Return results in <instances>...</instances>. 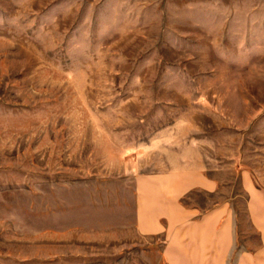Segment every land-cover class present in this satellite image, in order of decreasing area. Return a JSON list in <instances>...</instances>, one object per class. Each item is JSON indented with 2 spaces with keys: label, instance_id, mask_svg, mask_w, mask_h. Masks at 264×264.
<instances>
[{
  "label": "rangeland",
  "instance_id": "obj_1",
  "mask_svg": "<svg viewBox=\"0 0 264 264\" xmlns=\"http://www.w3.org/2000/svg\"><path fill=\"white\" fill-rule=\"evenodd\" d=\"M193 153L254 247L264 0H0V264H164L134 183Z\"/></svg>",
  "mask_w": 264,
  "mask_h": 264
},
{
  "label": "crops",
  "instance_id": "obj_2",
  "mask_svg": "<svg viewBox=\"0 0 264 264\" xmlns=\"http://www.w3.org/2000/svg\"><path fill=\"white\" fill-rule=\"evenodd\" d=\"M197 158V156H196ZM194 159H183L134 183L135 232L161 237L164 264H264V189L256 187L251 175L240 173L246 194L245 213L255 233L256 245L238 248L237 212L233 201L238 194L218 200L206 209L187 206L184 199L193 191L218 196L219 169H207Z\"/></svg>",
  "mask_w": 264,
  "mask_h": 264
}]
</instances>
